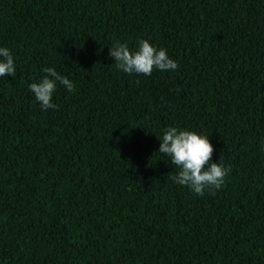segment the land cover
I'll return each mask as SVG.
<instances>
[{
  "label": "trees",
  "instance_id": "obj_1",
  "mask_svg": "<svg viewBox=\"0 0 264 264\" xmlns=\"http://www.w3.org/2000/svg\"><path fill=\"white\" fill-rule=\"evenodd\" d=\"M173 72L128 75L116 42ZM0 264H264V0H0ZM52 67L55 109L28 89ZM166 126L229 169L203 195L171 179Z\"/></svg>",
  "mask_w": 264,
  "mask_h": 264
},
{
  "label": "clouds",
  "instance_id": "obj_2",
  "mask_svg": "<svg viewBox=\"0 0 264 264\" xmlns=\"http://www.w3.org/2000/svg\"><path fill=\"white\" fill-rule=\"evenodd\" d=\"M108 55L114 60L116 69L128 75L147 76L153 69L173 72L177 68V62L165 48H157L146 39H138L134 49H130L127 43L116 42L109 47ZM15 71L12 53L8 47L0 46V77H12ZM42 72L44 74L38 80L29 83L28 89L41 110L55 109L53 94L57 87L63 86L70 92L74 83L52 67H45ZM158 140L156 151L177 168L176 174L171 177L174 183L186 186L197 195L222 186L229 169L222 161L212 160L213 146L209 136L179 126H166ZM258 146L259 151L264 153V139L259 141Z\"/></svg>",
  "mask_w": 264,
  "mask_h": 264
}]
</instances>
